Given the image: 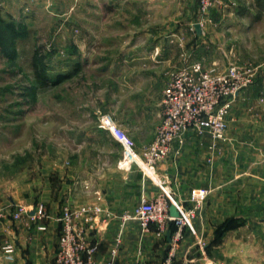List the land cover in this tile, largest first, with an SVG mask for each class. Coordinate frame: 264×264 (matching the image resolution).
<instances>
[{
    "label": "crops",
    "instance_id": "crops-1",
    "mask_svg": "<svg viewBox=\"0 0 264 264\" xmlns=\"http://www.w3.org/2000/svg\"><path fill=\"white\" fill-rule=\"evenodd\" d=\"M197 9V0H0V19L5 15L16 30L29 29L44 15L71 14L73 22L59 30L74 33L69 41L61 35L56 45L74 46L70 59L76 70L86 64L96 67V77L108 73L135 80L131 86L141 88L151 101L125 105L122 111L129 120L134 111L142 112L148 124L142 122L141 133L118 122L131 135L138 154L153 141L160 123L164 79L185 59L205 67L217 63L223 69L235 63L255 70L252 84L231 105L225 139L186 132L184 142L173 143L153 174L128 163L121 146L97 128L82 137L81 143L89 146L85 153L45 158L37 180H30L24 168L15 193L0 199V264H56L62 208L89 203L99 204L100 219L107 221L96 236L97 260L108 258L121 230L114 264H131L134 258L159 263L169 252L174 226L169 224L164 236L154 227L144 233L137 222L124 221L123 214L163 190L179 207L190 209L188 197L194 188L208 189L209 194L190 227L183 228L175 263L194 264L213 254L215 264H227L226 257L237 262L242 255L264 254V242L255 241L260 229L264 233V0H216L200 34L194 29ZM19 204L29 212L43 205L46 230L36 231L28 216L14 221L11 214ZM226 223L232 227L223 230ZM217 230L220 236L213 243ZM6 244L14 247L12 254L3 253Z\"/></svg>",
    "mask_w": 264,
    "mask_h": 264
},
{
    "label": "rangeland",
    "instance_id": "rangeland-1",
    "mask_svg": "<svg viewBox=\"0 0 264 264\" xmlns=\"http://www.w3.org/2000/svg\"><path fill=\"white\" fill-rule=\"evenodd\" d=\"M197 10L196 24L202 16ZM2 16L0 199H6L9 194L15 193V184H18L24 168L30 180H37L39 167L45 158L54 160L55 157L69 158L71 154L85 153L89 146L86 141L81 143L82 137L95 131L99 114L110 115L118 125V120H123L132 131L142 133V122L146 124L148 117L134 111L132 120H129L122 110L125 105L150 103L151 98L142 95L141 88L135 90L131 86L135 80L115 78L108 73L96 77V67L88 68L86 64L76 70L70 59L74 46L56 45L61 35H65L69 41L74 33L59 30L64 23L73 22L75 17L71 14L44 15L39 23L29 29L18 27L16 30L15 27L14 35L4 30L3 26L10 23L5 15ZM36 48L45 58L46 72L51 76L63 74V79L49 85L37 84L31 64ZM166 80L167 76L164 83ZM259 232L260 237L255 238L257 245L264 242V233L261 229ZM259 253L242 255L237 262L226 257L227 264H264V254ZM207 259L215 264L213 254H207L206 259L194 264H211Z\"/></svg>",
    "mask_w": 264,
    "mask_h": 264
},
{
    "label": "built area",
    "instance_id": "built-area-1",
    "mask_svg": "<svg viewBox=\"0 0 264 264\" xmlns=\"http://www.w3.org/2000/svg\"><path fill=\"white\" fill-rule=\"evenodd\" d=\"M216 0H197L201 27L209 21L208 12ZM251 66L230 63L220 69L217 63L204 66L198 61L185 59L172 69L162 91L160 123L155 131L153 141L143 148L141 154L135 150V142L117 122L108 114H99L96 128L106 132L122 148L123 158L128 163L141 166L147 174H153L154 166L168 157L174 142L182 144L186 132L197 135L207 134L212 140H224L227 130V116L237 94L250 86L254 77ZM140 163V164H139ZM89 191V185L85 184ZM209 191L194 188L190 191L188 201L193 207L183 209L177 201H172L165 190L163 194L147 201L142 200L131 211L123 214L124 221H135L142 232L154 227L156 233L164 236L166 228L172 224L175 228L167 256L155 264L175 263V249L182 239V231L190 227L196 209L205 201ZM98 200V197H97ZM175 204L177 217H171L169 206ZM103 210L99 204L66 205L57 218L59 235L54 254L56 264H114L121 242V230L113 238L106 260H97L99 243L97 234L107 226V221L100 219ZM3 214L0 212V216ZM14 221L28 216L38 232L46 230L42 222L45 208L39 204L29 212L24 205H17L11 214ZM5 254H12L14 247L6 244L2 247ZM131 264H144L136 259Z\"/></svg>",
    "mask_w": 264,
    "mask_h": 264
},
{
    "label": "trees",
    "instance_id": "trees-1",
    "mask_svg": "<svg viewBox=\"0 0 264 264\" xmlns=\"http://www.w3.org/2000/svg\"><path fill=\"white\" fill-rule=\"evenodd\" d=\"M3 28H4V30H7L10 34L14 35L13 31L15 29H14L13 24H9V25L6 24V26H3ZM1 44H3V43L1 42L0 45ZM44 59L45 58H44L43 54L40 52L39 48H36L34 50L33 55H32L31 64H32V68L34 71V78H35V81L37 82V84L49 85L51 83L58 82L65 77L63 74H58L55 76H51L50 74H48L45 70ZM230 227H232V224L226 223L223 226V230L229 229ZM217 232L218 233H216V237H215L213 243H217V239L220 236L219 230H217Z\"/></svg>",
    "mask_w": 264,
    "mask_h": 264
},
{
    "label": "water",
    "instance_id": "water-1",
    "mask_svg": "<svg viewBox=\"0 0 264 264\" xmlns=\"http://www.w3.org/2000/svg\"><path fill=\"white\" fill-rule=\"evenodd\" d=\"M194 29H195V32H196L197 34H200V26H199L198 24H195V25H194ZM169 213H170V216H171V217H177L178 213H177V211H176V206H175V204H171V205L169 206ZM168 240H169V238H168Z\"/></svg>",
    "mask_w": 264,
    "mask_h": 264
}]
</instances>
